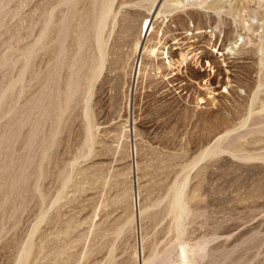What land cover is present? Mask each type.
<instances>
[{"label":"rangeland","instance_id":"obj_1","mask_svg":"<svg viewBox=\"0 0 264 264\" xmlns=\"http://www.w3.org/2000/svg\"><path fill=\"white\" fill-rule=\"evenodd\" d=\"M64 1L67 2L63 3ZM89 1L71 0L70 3L69 0H61V2L59 0H0V94L3 95H0L2 97L0 98V169L3 171L0 170V264H20L26 252L25 263L29 262L27 264H94L96 261L103 263L107 260L108 254L113 257L112 264H135V262L142 264L141 260L146 259L151 252L149 248L152 243L157 249H161L168 241L172 242L173 235L167 231L166 225L170 218L166 215L162 217L161 212H164L162 208H165L164 199L167 197L168 190L179 184L185 175L187 180L185 183H187L183 192L184 197L186 193L188 199L186 203L188 215L183 222L184 233L180 239L190 245L203 243L204 255L197 264H264V161H255L252 160L253 158L247 161L237 156L241 153L246 156L264 154V148L262 150L264 137L259 136L262 139L259 142H262L260 148H257L258 142L249 139V136L250 138L255 136L249 134L238 138V130L232 132V135L227 134L217 142L222 134L224 136L226 130L219 125V122L228 121L233 124L238 122L235 120L233 109L236 108L234 110L238 112L243 111L242 105L244 106V101L249 97L247 87L249 83L256 80V75L252 72L256 66L248 59L246 53L251 43L247 42L244 31L241 29V22L245 21L244 24L260 27L253 34V39L259 42L264 31L258 21L259 17L256 16L258 12L264 10V0H249V3H246V0L209 2L220 4L221 10L209 8V3L208 6L202 7V4L197 5L192 2L190 6H179L164 19L155 20L156 23L150 15H146L151 0H115L113 3L116 13L115 25L110 32V37L106 38L105 64L98 78L91 84L92 86H88L89 92L78 96L79 92L73 94L70 91L72 77L66 66H59L58 72H56L57 67H54V73L48 74L50 78L48 81L43 80L42 77L48 73L46 71H51L53 69L51 67L55 64V60H51L53 57L51 52L52 45L54 46L58 41L55 35V29L58 26H61L63 34L67 32L62 46L66 45L65 48H67L70 45V48H67L69 51L74 49L72 38L75 35L82 36V39L86 38L87 29L83 34L79 32L84 30L83 24H86L85 10L89 6ZM230 5H237L240 8L235 13L234 11L225 12ZM72 16L73 19H71ZM55 18L61 21L58 22ZM141 20L151 21L150 27L153 24L154 31L164 32L158 47L159 51L163 47L167 48L170 60L176 59L180 51L186 52L188 45L196 47L194 52H199L198 55L201 56L199 63L201 68L194 69L198 65L194 66L193 59H189L186 61V67L178 68L181 73L174 70L172 73L164 72L163 76H160L154 75V71L148 69L138 80L136 91L127 97V100L125 86L128 82V67L133 56L131 45L134 43L135 36L133 32H131L133 34H123L122 29L127 21L133 28ZM69 26L71 27L68 28ZM214 27H216L214 38L210 39L207 35H193V30L197 28L204 30ZM225 30L229 33L226 34ZM149 31L145 37L141 34L140 40L146 39L150 33V43L154 44L157 40ZM222 31L225 33L223 34ZM40 36L47 40L52 38L51 44L46 46L49 51L45 48L44 54H41L37 61L35 60L36 63L32 68V72H35L26 77L30 83L29 89L27 87L29 91L26 89L18 98L15 93L11 95L7 87L10 82V56L20 53L29 41L33 42ZM235 40L237 45L234 53L225 49L213 54L205 48L209 43V47L216 45L221 50L230 41ZM88 46L87 44L83 47L85 53H88ZM223 52H225L223 58L219 57ZM82 57L83 60L86 56L82 55ZM222 59L224 63L219 61ZM110 60L112 63L114 61V66ZM205 60H210L214 67L213 71L216 70L210 86L213 87L216 95L213 97L214 101L210 103L206 95L207 91L203 88V81L206 75L213 74L203 63ZM160 61L166 62V60ZM107 64L112 69L111 72L107 71L106 68H109ZM249 69L250 71L252 69L251 73ZM80 71L82 74L79 73L78 78L83 84L82 77L85 74L83 69ZM214 82L219 83L216 85ZM80 88H87V86ZM13 96L17 104L12 115L9 108ZM199 98L203 100L199 101ZM85 104L91 108L89 109L91 119L95 121L91 123L93 130H91V140L89 139L88 142L85 141L83 134L84 118L81 115ZM54 108H63L58 120L55 119ZM52 126H56L55 130ZM243 137L249 139L248 143L244 138L245 147L241 153L236 154L233 148L238 144L242 145L239 141H243ZM214 142L217 143L215 153L209 155L210 148L216 144ZM253 143L257 147L254 146V148ZM231 148L234 155L229 153L232 151ZM247 149L249 152L254 150L249 154ZM8 155L11 157L8 158ZM43 169L45 173H41ZM186 169L188 177L185 174ZM1 173L5 177L9 174L4 178ZM12 173H14L13 176H11ZM18 173L19 176H15ZM23 178L26 179L23 180ZM113 180L119 182L116 187L110 185ZM10 181L11 184H9ZM124 186L131 187L132 191L138 193V205L140 209L144 208L141 210L144 213L136 222L135 231L126 229L119 236L120 238L115 239L111 230L118 226L127 213L122 206L120 208V206L109 205L108 200H111L114 195H120ZM105 201L106 204L103 205ZM94 224L109 229L104 239V242L107 240L108 244L103 246L102 252L97 253L98 256L97 254L92 257L82 256L87 246L86 239L88 241L86 231ZM128 230L134 232L136 236ZM137 230L140 232L139 236ZM101 240L97 241L95 248L103 243ZM173 241H175L174 238ZM61 247L66 251L63 250L64 254L59 255ZM23 248L27 250L24 251ZM141 248L143 249L142 259L141 254L134 259L131 253L133 250L137 253L141 251ZM50 252H53V256ZM49 253L51 258L48 256ZM19 255L20 258L22 257L21 260ZM17 258L18 262L15 260ZM53 259L57 260L54 262Z\"/></svg>","mask_w":264,"mask_h":264},{"label":"bare ground","instance_id":"obj_2","mask_svg":"<svg viewBox=\"0 0 264 264\" xmlns=\"http://www.w3.org/2000/svg\"><path fill=\"white\" fill-rule=\"evenodd\" d=\"M30 1V0H29ZM61 2V0H59ZM63 1V0H62ZM71 0H69L70 2ZM83 1V0H82ZM86 1V0H84ZM115 0H90L89 1V6L88 8L85 10V23L86 24H83L84 25V30H80V34L84 33L85 30L87 29V36L85 39H82V36L81 37H77L75 35V37L72 38V42H73V51H69V49H67L68 47L70 48V45L66 47V45H64L65 47L62 46V44L65 42V34L67 35V32L65 31V34L62 33L61 31V26H58L56 29H55V35L56 37L58 38V41L55 42V45L56 47H54L52 45V52L51 54H53L51 57V60L53 59V61L55 60V64H53V66L51 68H53L51 71H46L48 73H46V75L43 78V80L45 79V81H48V74H53L54 73V69L57 67V71L58 72V68L59 66L61 65H64L67 67V70H68V73L69 75L72 77V82L70 81V84H71V89L70 91H72L73 94H76L79 92L78 96L81 94V93H88L89 92V85L93 84V82L98 78V76L100 75L102 69H103V66L105 64V58H104V49H105V46H106V38L110 37V32L112 31L114 25H115V17H116V13H115V10L113 9V3H114ZM215 2L214 0H163L161 2V0H151L150 3H149V6H148V9H147V14L146 15H150L152 19L157 20V19H160L161 18H165L167 17V15L169 13H172L174 10H176V8H178L179 6L180 7H183L185 5H189L190 4L192 5V2H195L198 4H202L201 6L204 7V6H208V3H212V2ZM232 1V0H231ZM236 1H239V0H236ZM67 1H64L63 3H66ZM74 2V1H73ZM81 2V1H80ZM71 3V2H70ZM76 3V2H75ZM88 3V2H87ZM209 3V4H210ZM235 3V2H234ZM239 2H237L238 4ZM246 3H249V0H246ZM77 4V3H76ZM124 4V3H123ZM127 4V3H126ZM59 5V4H58ZM57 5V7H58ZM75 5V4H74ZM79 5V3L77 4ZM82 5V3L80 4V6ZM220 5V4H219ZM219 5H216L215 3L213 4H210L209 8L211 9H219L221 10ZM60 6V5H59ZM72 6V5H71ZM76 6V5H75ZM56 7V6H55ZM54 7V8H55ZM83 7H86V6H83ZM74 10L76 9L74 6H73ZM80 8V7H79ZM82 8V7H81ZM170 8V9H169ZM225 8V7H224ZM228 8V9H227ZM226 9L225 12L227 11H234V13L239 10V8L237 7V5L235 6H228ZM238 8V9H237ZM53 9V8H52ZM67 10V8H65ZM245 9V8H243ZM55 10V9H54ZM65 10V12H66ZM82 10V9H81ZM218 10V11H219ZM242 9H240L241 11ZM69 11V10H68ZM53 12V11H52ZM61 12V11H60ZM41 13V12H40ZM68 13V12H67ZM53 14V13H52ZM63 14V13H62ZM83 14V13H82ZM43 15V14H42ZM60 15V14H59ZM47 16H48V13H47ZM50 16V15H49ZM65 16V15H63ZM71 16V15H70ZM204 17V16H203ZM258 18V21L261 23V29L262 31H264V10L260 11L257 13V16ZM255 17V19H256ZM31 18V17H30ZM50 18V17H49ZM53 18V17H52ZM51 18V19H52ZM62 17L60 16V19ZM71 18V17H70ZM42 19V18H41ZM45 19H46V15H45ZM50 19V21H51ZM56 20L58 18H55ZM73 19V16L72 18ZM221 19V18H220ZM64 21V18L62 19ZM67 20V19H66ZM76 20V19H75ZM73 20V21H75ZM201 20V19H200ZM47 21V20H46ZM45 21V22H46ZM54 20L52 19V22ZM61 21V20H60ZM59 19H58V22H60ZM77 21V20H76ZM124 21V20H123ZM153 21V20H152ZM202 21V20H201ZM41 22H43L41 20ZM245 21H242V30L244 31V34H245V37L247 39V42L251 43V47L249 49L246 50V53L248 54V59L251 60V62L253 64H255L256 68L252 71L253 73H255L256 75V80L254 82H247L249 83L248 87H247V92L249 93V97L246 99L245 104L244 106L242 105V112H238V111H235L233 107L231 109H233V112H234V116H235V120H237L236 124L234 123H230V122H225V121H220L219 122V125L223 126L225 130V134L223 136V134L221 135L222 137L217 140V142L221 139H223L227 134L229 136V134H231L232 132H236L237 130V136L238 138L239 137H242V136H247V135H251V136H257L255 139H253L252 137L250 138L249 136V139H252L256 142H260L262 141V139L264 138H259L260 135H262L264 137V33L262 36H260V40L259 42H256L255 39H253V34L257 32L258 28H260L259 26H251V25H247V24H244ZM30 23V22H28ZM32 23V22H31ZM55 23V21H54ZM63 23V22H62ZM70 23V22H69ZM76 23V22H75ZM80 23V22H79ZM144 23H147L146 26H143ZM150 23L151 21L147 20V22H144V20H141L139 22H137L135 24V26L132 28L131 24L129 21H127L126 23H124L123 25V29H122V32L123 34H127V33H131L135 36V40H134V43L131 45L132 46V53H133V56H132V61H131V64L130 66L128 67V74H127V77H128V82L126 84V91H127V94H126V98L127 97H130V95L132 93H134L136 91V88H137V83H138V80L144 76V73L146 70L148 69H152V71H154V75H162V73L164 72H168V73H172L174 70H178V68H181V67H186V61L189 59L194 61L195 65H198L197 67H194V69H197L199 66V63L201 62L200 61V55L199 52H194L196 51V47L192 46V45H188L187 46V51H189L187 53L186 52H179L176 59L174 60H170V56H168V51H167V48L163 47V49L161 51H159V47L160 46V39L161 37L163 36V33H162V30H161V33H159L158 30H155V27H153V24H151V27H150ZM156 23V21H155ZM59 24V23H58ZM224 24V23H223ZM42 25V24H41ZM40 25V27H41ZM33 26V25H32ZM31 26V28H32ZM53 26V25H52ZM64 26V25H63ZM62 26V27H63ZM75 26V24H74ZM45 27V26H44ZM43 27V28H44ZM55 27V26H54ZM71 26H69L68 28H70ZM30 28V27H29ZM149 29H151V33L154 35V38L157 40L156 43L154 44H151L150 43V36L151 34L149 33V35L147 36V38L143 39L142 41L140 40V35L143 34L144 37L146 36V33L149 31ZM240 29V30H241ZM216 27H214L213 29H204V30H201V29H195L193 30L194 31V34L193 35H207L208 38H214L215 36V33H216ZM149 31V32H150ZM226 31V30H225ZM46 32V31H45ZM223 32V31H222ZM77 33V31H76ZM218 33H219V30H218ZM225 32H223L224 34ZM229 31H226V34H228ZM39 34V33H38ZM49 34V33H48ZM47 34V36H48ZM51 34V33H50ZM72 34V33H71ZM75 34V33H74ZM78 34V33H77ZM121 34V33H120ZM122 34V35H123ZM160 34V35H159ZM166 34V33H165ZM222 34V35H223ZM243 34V35H244ZM52 36V35H50ZM49 36V37H50ZM64 36V38H63ZM85 36V35H84ZM125 36V35H124ZM128 36V35H127ZM140 36V37H139ZM159 36V37H158ZM192 36V34H191ZM224 36V35H223ZM222 36V37H223ZM28 37V36H27ZM243 38V37H242ZM54 39V37H53ZM62 39V40H61ZM70 39V38H69ZM32 41V40H31ZM51 41H52V38L50 37L49 40H47L45 37L43 38L42 36L38 37L36 40L34 39L33 42H30L27 43L24 47V49L20 52V53H14L10 56V61H9V73H10V82H9V90H10V94L13 95L14 93L16 94V96L18 97L19 95H21L22 93H24V91L27 89H29V84L28 83V80L26 79L27 76H29L30 73H34L32 72V68L34 66V64L36 63L35 60L41 55V54H44L45 52V48L48 49L49 51V48H47L46 46L50 43L51 44ZM66 42H68L66 40ZM71 42V41H70ZM85 42L89 45L88 46V53H85V50H83V47L87 44H85ZM132 42V41H131ZM210 42V41H209ZM246 41H244L245 43ZM189 43H191L189 41ZM66 44V43H65ZM246 44V43H245ZM236 45H237V41H230L229 44L226 46V47H222L221 50L219 49V47H216L212 45L209 47V43H208V46L205 47L207 51H209V53H212L213 54H217L219 51H224L225 49H228L229 52H235L236 50ZM23 45H21L22 47ZM49 46V45H48ZM72 46V45H71ZM130 46V47H131ZM228 47V48H227ZM18 49H21L20 47H18ZM195 49V50H194ZM175 50V49H173ZM14 52V51H13ZM116 53V52H115ZM119 53V52H118ZM117 53V54H118ZM121 53V52H120ZM86 54V55H85ZM113 54V53H112ZM116 54V55H117ZM223 54H225V52L221 53L219 55V57H222L223 58ZM230 54V53H229ZM257 54H258V57H257ZM48 55V54H47ZM82 55L85 57L83 60H82ZM115 55V54H114ZM119 55V54H118ZM49 56V55H48ZM159 56V58H158ZM164 56V57H162ZM189 56V58H188ZM41 57V56H40ZM213 57V56H212ZM48 58V57H46ZM256 58V59H254ZM8 59V58H7ZM42 59V58H41ZM49 59V58H48ZM144 59V60H143ZM213 59V58H212ZM109 60V59H108ZM106 60V61H108ZM158 60H166L163 61V63L160 61L158 62ZM207 60V59H206ZM203 62L204 64H206V67L209 69V71H212V76H210V73L209 75H206V78L204 79L203 81V88H205V90L207 91L206 92V95H208V98L210 99L209 100V103L210 102H213L214 101V96L216 95V93L214 94V91H213V87H210L211 84L213 83L211 80L215 77V74H216V70L213 71L214 67L212 66V62L210 63V60ZM37 61V60H36ZM43 61V60H42ZM41 61V62H42ZM45 61V60H44ZM220 62L224 63V59L222 60H219ZM109 62V61H108ZM111 62V60H110ZM39 63V62H38ZM43 63V62H42ZM119 63V62H118ZM252 63H251V66H252ZM111 64H113L114 66V61L113 63L111 62ZM121 64V63H120ZM126 64V63H125ZM202 64V63H201ZM49 65V64H47ZM51 65V63H50ZM109 64H107L108 66ZM43 67V66H42ZM47 67V66H46ZM55 67V68H54ZM106 67V66H105ZM109 67V66H108ZM45 68V67H44ZM50 68V69H51ZM61 68V67H60ZM64 68V67H63ZM113 68V67H112ZM201 68V67H200ZM40 69V67H39ZM49 69V68H48ZM83 69V74L84 77L83 78V84L82 82L79 80L78 76H79V73H81L80 70ZM105 69V68H104ZM108 72H111V68H106ZM115 69V68H114ZM44 70V69H43ZM117 70V69H116ZM180 72V70H178ZM250 71V69L248 70ZM250 71V73H251ZM7 72V71H6ZM40 72V71H39ZM37 73V72H36ZM167 73V74H168ZM176 73V72H175ZM181 73V72H180ZM241 72H239L240 74ZM252 73V74H253ZM38 74V73H37ZM57 74V73H56ZM55 74V75H56ZM82 74V73H81ZM218 74V73H217ZM41 75V74H40ZM60 75V73H59ZM175 75V74H173ZM242 75V74H241ZM31 76V75H30ZM163 76V75H162ZM56 77V76H55ZM60 77V76H58ZM63 77V76H62ZM65 77V76H64ZM67 77V76H66ZM32 78V77H31ZM171 78V77H169ZM62 79V78H61ZM104 79V78H103ZM36 80V79H34ZM53 80V79H52ZM63 80V79H62ZM69 80V79H68ZM214 80V79H213ZM37 81V80H36ZM42 81V80H41ZM40 81V82H41ZM33 82V81H32ZM109 82V81H108ZM212 82V83H211ZM53 83V82H52ZM216 85H218L219 82H214ZM32 84V83H31ZM40 84V83H39ZM54 84V83H53ZM7 85V84H6ZM68 85V84H67ZM101 85V84H100ZM227 85V84H226ZM82 86H87V88H83L81 89L80 87ZM92 86V85H91ZM95 86V85H93ZM103 86V85H102ZM5 86V88H7ZM100 87V86H99ZM4 88V87H3ZM44 88V87H43ZM56 88V87H55ZM217 88V87H216ZM27 89V91H29ZM94 89V88H93ZM224 89H226V87H224ZM5 90V89H3ZM47 90V88H46ZM109 90V89H108ZM107 90V91H108ZM111 90V89H110ZM201 90V89H200ZM118 92V91H117ZM33 93V92H32ZM1 95V94H0ZM133 95V94H132ZM3 96V95H1ZM0 96V98H2ZM24 96V95H23ZM52 96V95H51ZM89 96V95H88ZM69 97V96H68ZM19 98V97H18ZM34 98V97H33ZM76 98V97H75ZM59 99V98H58ZM68 99V98H67ZM132 99V98H131ZM128 100V98H127ZM199 101L203 100V98H199L198 99ZM60 101H61V98H60ZM66 101V100H65ZM68 101V100H67ZM76 101V100H75ZM115 101V100H114ZM52 102V101H51ZM50 102V103H51ZM85 102V101H84ZM107 102V101H106ZM117 102V101H116ZM127 102V101H126ZM19 103V102H18ZM57 103V102H56ZM55 103V104H56ZM78 103V102H76ZM97 103V102H96ZM16 100H15V97L13 96L12 99H11V105H10V108H9V112H11V114L13 115L14 114V108H15V105H16ZM34 104V103H33ZM40 104V103H39ZM60 104V102H59ZM58 104V105H59ZM75 104V103H74ZM125 104V103H124ZM128 104V103H127ZM217 104V103H216ZM50 105V104H48ZM84 105V103H83ZM64 106V105H63ZM241 106V105H240ZM95 107V106H94ZM119 107V106H118ZM131 107V105H130ZM18 108V107H16ZM72 108V107H71ZM70 108V109H71ZM81 108H82V105H81ZM81 108H80V112H81ZM42 109V108H41ZM57 109V110H56ZM89 109L91 108H88L87 105L85 104V106H83L82 108V113L81 115H83V118H84V124H83V134H84V137H85V141L88 142L90 141V137L92 136L91 135V123L92 122H95V121H92L91 119V113L89 111ZM130 109V108H129ZM241 109V108H240ZM34 110V109H33ZM69 110V109H68ZM239 110V109H237ZM17 111V110H15ZM54 113H55V119H59V117L61 116V113L63 111V108H54L53 109ZM66 111V110H65ZM78 111V110H77ZM1 112V111H0ZM48 112V111H47ZM99 112V111H98ZM125 112V111H124ZM79 113V112H78ZM96 113V112H95ZM27 114V113H26ZM25 114V115H26ZM72 114V113H71ZM37 115V114H36ZM35 115V116H36ZM51 115V114H50ZM65 115V114H64ZM68 115V114H67ZM28 116V115H27ZM34 116V117H35ZM71 116V115H70ZM80 116V114H79ZM45 117V116H44ZM82 117V116H81ZM28 118V117H27ZM37 118V117H36ZM77 118V117H76ZM80 118V117H79ZM82 118V119H83ZM95 118V116H94ZM35 119V118H34ZM57 119V120H58ZM54 120V118H53ZM57 120H55L57 122ZM63 120V119H62ZM70 120V119H69ZM231 121V120H230ZM38 122V121H37ZM47 122V121H46ZM67 122V121H66ZM69 122V121H68ZM81 122V121H80ZM83 122V121H82ZM60 123V121H59ZM214 123V122H213ZM10 124V123H9ZM29 124V123H28ZM47 124V123H46ZM52 124V123H51ZM54 124V123H53ZM68 124V123H67ZM94 124V123H93ZM44 125V124H43ZM48 125V124H47ZM61 127H62V124H60ZM96 125V124H95ZM15 126V125H14ZM24 126V125H23ZM29 126V125H28ZM27 126V127H28ZM41 126V124H40ZM94 126V125H92ZM214 126V125H213ZM11 127L13 128V126L11 125ZM30 127V126H29ZM28 127V128H29ZM48 127V126H47ZM53 127V126H52ZM56 127V126H54ZM54 127L52 129H54ZM81 127V126H80ZM49 128V127H48ZM66 128V127H65ZM93 128V127H92ZM10 129V128H9ZM20 129H21V126H20ZM31 129V128H30ZM35 130V129H34ZM40 130V129H39ZM55 130V129H54ZM61 131V129H59ZM63 130V129H62ZM15 131V130H14ZM30 131V130H28ZM48 131V130H47ZM58 131V130H57ZM66 131V130H65ZM64 132V131H63ZM34 133V132H32ZM16 134V133H15ZM25 134V133H24ZM219 134V133H218ZM26 135V134H25ZM28 135V134H27ZM232 135V134H231ZM261 136V137H262ZM31 137V136H30ZM50 138V136H48ZM47 137V138H48ZM58 137V135H57ZM40 138V137H39ZM244 138L247 140L246 137H243V141L240 140L239 142L242 143V145L244 144V146H242L241 144L237 145L235 148H232L234 149V152L236 154H238V152L241 153V151L243 150V148L245 147V143L244 142ZM24 139V138H23ZM37 139V138H36ZM90 139V140H89ZM242 139V138H241ZM15 140V139H14ZM51 140V139H50ZM13 141V140H12ZM47 141V140H46ZM83 141V140H82ZM84 141V142H85ZM228 141V140H227ZM235 141H237L235 139ZM264 141V140H263ZM44 142V140H43ZM238 142V141H237ZM238 142V143H239ZM255 142V143H256ZM28 143V141H27ZM39 143V142H38ZM216 143V142H214ZM248 143V141H247ZM247 143H246V146H247ZM262 143V142H261ZM258 144L259 147L255 146V144L253 145V147H257V148H260V144ZM25 144V143H24ZM52 144V143H50ZM233 144V143H232ZM251 144V143H250ZM257 144V143H256ZM35 145V144H34ZM46 145V143H45ZM216 144H214L211 148H210V151L208 152L209 155H213L215 153V148H216ZM236 144H234L235 146ZM58 146V144H57ZM88 146V145H87ZM251 146V145H250ZM52 147V146H51ZM219 147V146H218ZM218 147H217V150H218ZM252 147V146H251ZM254 147V148H255ZM39 148V147H38ZM49 148V147H48ZM229 148V146H228ZM231 148V150H232ZM247 148V147H246ZM245 148V149H246ZM263 146H262V150H263ZM29 149V147H28ZM87 149V148H86ZM219 149H221V147H219ZM227 149V148H226ZM27 149H25L26 151ZM51 150V149H50ZM209 150V149H208ZM228 150V149H227ZM230 150V148H229ZM248 150V149H247ZM254 150V149H253ZM252 150V151H253ZM256 150V149H255ZM261 150V151H262ZM41 151V150H40ZM87 151V150H86ZM245 151V150H244ZM250 150H248L249 154L252 152ZM32 152V151H31ZM81 152V151H80ZM85 152V151H84ZM117 152V151H116ZM131 152V151H130ZM233 152V150L229 153H233V155L235 154ZM247 152V151H246ZM245 152V153H246ZM255 152V151H254ZM259 152V151H258ZM15 153V152H14ZM28 153V152H27ZM38 153V152H37ZM41 153V152H40ZM44 153V152H43ZM48 153V152H47ZM83 153V152H82ZM105 153V152H104ZM124 153V152H123ZM204 153V152H203ZM132 154V153H131ZM134 154V153H133ZM207 154V155H208ZM248 154V153H247ZM16 155V154H15ZM29 155V154H28ZM78 155V154H77ZM82 155V154H80ZM78 155V156H80ZM232 155V154H230ZM245 155V156H244ZM241 153L238 154L237 156L240 157V158H243L244 160H247L249 161L250 159L252 160H255V161H264V154H254L255 156H246V154ZM26 156V155H25ZM31 156V155H29ZM28 156V157H29ZM48 156V155H47ZM51 156V155H50ZM55 156V155H54ZM201 156V155H200ZM237 156H234L235 158H237ZM11 157V156H10ZM9 155H8V158H10ZM202 157V156H201ZM213 157V156H212ZM20 158V156H19ZM30 158V157H29ZM53 158V157H52ZM240 158H238L240 160ZM248 158V159H247ZM15 159V158H13ZM12 159V160H13ZM28 159V158H26ZM203 159V158H202ZM241 159V160H243ZM133 160V159H132ZM14 161V160H13ZM16 161V160H15ZM40 161V160H39ZM199 161V160H198ZM56 162V161H55ZM12 163V162H11ZM42 163V162H41ZM194 163V162H193ZM22 165V164H21ZM195 165V164H194ZM24 166V165H23ZM12 167V166H11ZM17 167V165H16ZM4 168V167H3ZM14 168V167H13ZM19 168V167H18ZM22 168V167H21ZM25 168V166H24ZM33 168V167H32ZM31 168V169H32ZM186 168V167H185ZM188 168V166H187ZM17 169V168H16ZM23 169V168H22ZM30 169V168H29ZM35 169V168H34ZM183 169V167H182ZM1 170V169H0ZM24 170V169H23ZM27 170V169H25ZM33 171V170H32ZM35 171H37L35 169ZM47 171H50V170H47ZM102 171V170H101ZM184 171V169H183ZM182 171V172H183ZM189 171V170H188ZM1 172H3L1 170ZM13 172V171H12ZM38 172V171H37ZM44 172V169L43 171H41V173ZM99 172V171H98ZM185 172V171H184ZM14 173H16L14 171ZM11 174V176H13V174ZM27 173V172H26ZM39 173V174H41ZM45 173V172H44ZM2 174V173H1ZM9 174V173H8ZM7 174V176H8ZM49 174V173H47ZM187 174V177H188V173H187V169H186V173ZM198 174V173H197ZM2 176L4 178H6L4 176V174H2ZM15 176H19V173L18 174H15ZM44 176V174H43ZM120 176V174H119ZM183 176V174H182ZM21 177H22V174H21ZM36 177V176H35ZM40 177V176H39ZM48 177V176H46ZM116 176H114L115 178ZM186 175L183 177V179H181V182L179 184L175 185L176 186H173L172 188H170L169 186V190L167 192V197L164 199V202L166 201V205H165V208L163 207L162 209H164V214L161 212V215L162 217H164V215L166 216H169V220L168 223L166 224L167 225V231L168 232H171L173 237L171 238L172 239V242L170 243L169 241L162 246V248H158L160 250H158L156 247H155V244L152 243L151 245V248L150 249V253L148 255V257L144 260H141L142 264H197L199 263V259L203 257L204 255V251H205V247L203 245V243H195L193 245H190L188 243H186L185 241H183L182 239H180V236L184 233L183 231V222L186 221V218H187V215H188V209H187V206H186V203H187V198H186V193H185V197H184V192H183V189H185L184 187L186 186V183L185 181L186 180ZM33 180H36V178L34 179V177H32ZM100 178V177H99ZM136 178V177H135ZM9 179V177H8ZM13 179V178H12ZM15 179V178H14ZM19 179V178H18ZM26 179V178H23V180ZM61 179V178H60ZM63 179V178H62ZM67 179V178H66ZM116 179V178H115ZM44 180V179H43ZM137 180V179H136ZM176 180V179H175ZM174 180V182H175ZM200 180H201V177H200ZM199 180V182H200ZM22 181V179L20 180ZM26 181V180H25ZM28 181V180H27ZM26 181V182H27ZM39 181V180H38ZM109 181V180H108ZM177 181V180H176ZM180 181V180H179ZM6 182V181H5ZM13 182V181H12ZM17 182V181H16ZM31 182V180H30ZM65 182V181H64ZM63 182V183H64ZM135 182V181H134ZM173 182V183H174ZM9 183V182H7ZM14 183V182H13ZM29 183V182H28ZM32 183V182H31ZM41 183V182H40ZM119 182H117L116 180L112 181L111 182V186L112 187H116L117 184ZM136 183V182H135ZM134 183V184H135ZM172 183V184H173ZM178 183V182H177ZM201 183V182H200ZM198 183V184H200ZM6 184V183H5ZM11 184V181L10 183ZM121 184V183H120ZM133 184V185H134ZM137 184V183H136ZM28 185V184H27ZM31 184L29 183V186ZM35 185V183H34ZM64 185V184H63ZM100 185V184H99ZM24 186V184H23ZM38 186V185H37ZM41 186V185H40ZM60 186V185H59ZM62 186V184H61ZM198 186V185H197ZM4 187V186H3ZM10 187V186H9ZM17 187V186H16ZM36 187V186H35ZM120 187V186H119ZM1 188V187H0ZM166 188V189H167ZM41 189V188H40ZM39 189V190H40ZM116 189V188H114ZM121 189V188H120ZM23 190V189H22ZM136 190V188L134 189ZM138 190V189H137ZM8 191V190H7ZM11 191V190H10ZM17 192V188L15 190ZM21 191V190H20ZM41 191V190H40ZM117 191V190H116ZM120 191V190H118ZM117 191V192H118ZM121 194H117V195H114L113 198L111 200H108L109 202V205L111 206H122V208H124V211H126V215L124 217H122L123 219L120 220L118 226H116L113 231L111 230V233L113 234V237L115 239L117 238H120L119 236L124 233L123 231H125L126 229H131L132 231H135V228L137 227L136 226V222H138L140 219V215H142V212L141 210H144V208L140 209V206L138 205L139 204V200H138V193H136V191H132V188L131 187H126L124 186L122 189H121ZM185 191V190H184ZM196 191V190H195ZM9 192V191H8ZM23 192V191H21ZM25 192V191H24ZM28 192V191H27ZM32 192V190H31ZM36 192V191H35ZM37 192H38V189H37ZM36 192V193H37ZM43 192V191H42ZM41 192V193H42ZM4 193V192H3ZM35 193V194H36ZM39 193V192H38ZM57 193V192H56ZM59 193V192H58ZM140 193V192H139ZM24 194V193H23ZM166 194V193H165ZM164 194V196H165ZM11 195V194H9ZM30 195V194H29ZM34 195V194H33ZM42 195V194H41ZM192 195H194L192 193ZM8 196V195H7ZM41 197V196H40ZM43 197V196H42ZM111 198V196L109 197V199ZM186 198V199H185ZM108 199V198H107ZM40 200V198H39ZM155 200V199H154ZM43 201V200H42ZM41 201V202H42ZM141 201V200H140ZM163 201V199L161 200ZM186 201V202H185ZM157 202V200H156ZM155 203V202H154ZM158 203V202H157ZM162 203V202H161ZM106 204V201L105 203H103V205ZM156 204V203H155ZM160 204V203H159ZM158 204V205H159ZM190 204V203H189ZM102 205V204H101ZM158 205H154V206H158ZM149 206V205H147ZM164 206V205H163ZM97 207V206H96ZM146 208V207H145ZM149 208V207H148ZM101 209V208H100ZM103 209V208H102ZM155 209V208H154ZM24 210V209H23ZM106 210V209H105ZM146 210V209H145ZM153 210V209H152ZM102 211V210H101ZM151 212V211H150ZM154 212V211H153ZM158 212V213H159ZM190 212V211H189ZM100 213V212H99ZM158 213H157V216H158ZM108 214V213H107ZM125 214V213H124ZM160 215V213H159ZM155 216V215H154ZM165 216V217H166ZM40 217V216H39ZM149 217V216H148ZM161 217V218H162ZM139 219V220H138ZM157 219V218H156ZM142 220V219H141ZM165 220V219H164ZM117 221V220H116ZM144 221V220H143ZM99 222V221H98ZM141 222V221H140ZM117 223V222H116ZM115 223V224H116ZM144 223V222H143ZM97 224V223H96ZM106 224V223H104ZM99 225V224H98ZM96 226L95 224L90 226L89 227V230L86 231V238L88 237V241L86 239V242H87V246L85 247V250H84V253L82 256H89V257H92V256H96L97 253H99L103 246H105V244H108L107 243V240L104 242V239L107 235V232L109 231V229H104L100 226ZM139 225V224H138ZM102 226V225H101ZM107 226V225H105ZM152 226V225H151ZM162 226V225H161ZM186 226V225H185ZM112 227V226H111ZM139 227V226H138ZM155 228V227H154ZM166 228V227H165ZM145 229V228H144ZM143 229V230H144ZM162 229V228H161ZM130 231V230H128ZM138 231V230H137ZM136 231V232H137ZM166 231V233H167ZM139 232V231H138ZM186 232V231H185ZM110 233V235H111ZM130 233H132L130 231ZM134 233V232H133ZM132 233V234H133ZM66 234V233H65ZM129 234V233H128ZM124 235V234H123ZM135 235V234H133ZM140 235V232L138 234V236ZM171 235V234H170ZM170 235H169V238H170ZM171 235V236H172ZM109 236V234H108ZM136 236V235H135ZM112 237V236H111ZM164 237V236H163ZM166 237V236H165ZM85 238V236H84ZM109 238V237H108ZM114 238L112 239V241L114 240ZM133 238V236H132ZM140 238V237H139ZM168 238V240H169ZM173 238L175 239V241H173ZM99 239H102L103 240V243L100 244L99 247L95 248L96 246V243H98L97 241ZM111 239V238H109ZM108 239V240H109ZM122 239V238H121ZM141 239V238H140ZM101 240V241H102ZM119 240V239H118ZM46 241V240H45ZM99 241V242H101ZM110 241V240H109ZM48 242V241H47ZM111 242V241H110ZM204 242V240H203ZM190 243V242H189ZM58 244V243H57ZM142 244V243H141ZM163 244V243H162ZM27 246V245H26ZM25 246V247H26ZM30 246V245H29ZM28 246V251H30V248ZM57 246V245H56ZM108 246V245H107ZM133 246V245H132ZM150 246V245H149ZM148 246V247H149ZM157 246V245H156ZM41 247V246H40ZM110 247V245L108 246ZM113 247V246H111ZM158 247V246H157ZM160 247V246H159ZM193 247H194V250H193ZM34 249V247H32ZM44 248V247H43ZM54 248V247H53ZM57 248V247H56ZM59 248V247H58ZM57 248V249H58ZM62 248V249H61ZM59 250V255L63 252L64 248L61 247ZM135 248V247H134ZM24 251H26L27 249L26 248H23ZM22 249V250H23ZM56 249V250H57ZM105 249V248H104ZM109 249H112V248H109ZM108 249V251H109ZM114 249V248H113ZM138 249V248H137ZM21 250V251H22ZM43 250V249H41ZM107 250V249H106ZM142 248H141V251L139 250V252L135 250H133V252L131 253L133 258L136 259L137 257H139L138 255H140L142 253ZM21 251H20V255H21ZM33 251V250H32ZM53 251V250H52ZM66 251V250H64ZM36 252V251H34ZM33 252V253H34ZM102 252V251H101ZM111 252V251H110ZM51 253V252H50ZM50 253L48 256H50ZM53 253V252H52ZM51 253V255L53 256V254ZM54 253H57L56 251H54ZM107 253V251H106ZM112 253V252H111ZM110 253V254H111ZM26 254L27 252L25 253V256L24 258L21 260L20 258V255H19V258H20V264H27L25 263V258H26ZM64 254V253H62ZM61 254V255H62ZM30 254H28L29 256ZM55 255V254H54ZM68 255V254H67ZM31 256V255H30ZM98 256V254H97ZM106 256V255H105ZM141 256V259H142V254L140 255ZM18 257V256H17ZM37 257V256H36ZM55 257V256H54ZM145 257V256H144ZM206 257V256H205ZM29 258V257H28ZM51 258V256H50ZM53 258V257H52ZM57 258V257H56ZM98 258V257H97ZM112 256L108 254V258L106 261H104L102 263L100 262H93L94 264H112ZM30 259V258H29ZM29 259L26 261H29ZM93 259V258H92ZM140 259V258H139ZM17 260V262L19 261L18 258L15 259ZM14 260V261H15ZM51 260V259H49ZM54 260V259H53ZM57 260V259H56ZM54 260V262L56 261ZM51 262V261H50ZM52 263V262H51ZM92 263V262H91ZM31 264V263H30ZM45 264V263H44ZM136 264V262H135Z\"/></svg>","mask_w":264,"mask_h":264},{"label":"built area","instance_id":"obj_3","mask_svg":"<svg viewBox=\"0 0 264 264\" xmlns=\"http://www.w3.org/2000/svg\"><path fill=\"white\" fill-rule=\"evenodd\" d=\"M146 25H147V23L144 26H146Z\"/></svg>","mask_w":264,"mask_h":264}]
</instances>
